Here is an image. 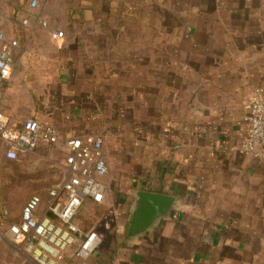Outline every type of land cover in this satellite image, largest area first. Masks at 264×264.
Wrapping results in <instances>:
<instances>
[{"label": "crops", "instance_id": "crops-1", "mask_svg": "<svg viewBox=\"0 0 264 264\" xmlns=\"http://www.w3.org/2000/svg\"><path fill=\"white\" fill-rule=\"evenodd\" d=\"M139 5L46 0L30 12L27 0L20 7L0 0V30L8 37H16L6 25L16 10L25 41L44 35L46 46L72 60L60 65L62 88L50 103L35 85L31 96L27 79L31 72L35 82L44 77L50 64L21 61L6 88L7 113L16 121H46L61 139L103 138L108 191L105 204L97 205L103 226H83L95 211L89 200L75 219L103 238L92 264H264V162L233 150L247 134L245 106L253 89L264 90V68L246 66V74L235 79L239 88L234 83L228 97H215L204 84L216 82L221 89L223 77L235 73L211 71L208 77L188 62L184 47L150 44L165 32L137 29L153 17L140 15ZM27 14L32 20L24 26ZM56 31L64 38L52 40ZM26 43L33 47V41ZM194 73V90L187 92ZM139 191L176 197L181 204L145 234L131 237L127 230ZM14 248L23 254L9 240L0 243V264H34L15 258ZM72 252L66 264H78Z\"/></svg>", "mask_w": 264, "mask_h": 264}, {"label": "rangeland", "instance_id": "rangeland-1", "mask_svg": "<svg viewBox=\"0 0 264 264\" xmlns=\"http://www.w3.org/2000/svg\"><path fill=\"white\" fill-rule=\"evenodd\" d=\"M139 3V14L153 17L151 20L145 18L140 21L137 29L165 32L163 37L139 39V42L142 41L140 44L145 45L146 40L151 44L150 41L154 40V44L159 47H184L188 62L195 63L208 77V72L211 71L223 73L228 69V73H235L229 79L226 75L223 77L224 84L221 89H217L216 82L204 84L210 87L215 97H228L236 82L246 74V66L257 65L256 69L251 71H263L264 0H139ZM12 4L20 7L22 0H12ZM1 13L0 11V19ZM20 24L18 12L12 11L6 25L14 31L13 34H16L15 38L20 44L16 68L21 61L29 65L50 64L46 75L38 77L36 82L32 76L33 72L27 77L28 84L31 85L28 87L31 96L34 98L35 85L41 92L42 100H50V103L53 94L60 92L62 88L57 81L58 73L63 72L60 65L72 60L60 56L57 49L46 46L44 35H40L38 39H28L34 44L31 49L26 48L28 41L21 37L24 29L20 28ZM120 27L124 28V23L117 28ZM135 27L133 25V29ZM195 77L194 73L189 80L187 92L194 90ZM236 88H239L238 84ZM63 159L64 155L58 147H40L22 161L8 162L3 160V150L0 149V221L5 209L11 217H17L22 207L34 195H41L45 200L47 191L63 179ZM94 206L92 217L82 220L86 228L96 224L103 226L104 215L100 213L97 205ZM6 244L11 248L9 243ZM12 250L15 258L28 259L26 255L17 253L15 248Z\"/></svg>", "mask_w": 264, "mask_h": 264}, {"label": "built area", "instance_id": "built-area-1", "mask_svg": "<svg viewBox=\"0 0 264 264\" xmlns=\"http://www.w3.org/2000/svg\"><path fill=\"white\" fill-rule=\"evenodd\" d=\"M46 0H27L30 12L37 10ZM32 16L27 14L22 24L27 26ZM47 27L46 22H40ZM56 31L52 40L64 38ZM20 44L0 30V149L3 160L19 162L30 157L41 145L61 146L64 152L63 179L47 191V198L34 195L22 207L17 217L3 211L0 221V242L9 240L34 264H66L71 256L78 264H92L103 238L95 230H85L75 219L85 201L103 206L107 187L103 179L108 174L101 137L61 139L56 127L36 118L12 120L4 105L7 85L16 67ZM247 134L243 142L234 147L244 157L264 162V90L254 88L245 106ZM80 245L77 246L76 244Z\"/></svg>", "mask_w": 264, "mask_h": 264}, {"label": "water", "instance_id": "water-1", "mask_svg": "<svg viewBox=\"0 0 264 264\" xmlns=\"http://www.w3.org/2000/svg\"><path fill=\"white\" fill-rule=\"evenodd\" d=\"M181 202L178 198L139 191L135 194L133 219L128 227L131 237L145 234L160 220L177 210ZM77 246L80 244L77 243Z\"/></svg>", "mask_w": 264, "mask_h": 264}]
</instances>
